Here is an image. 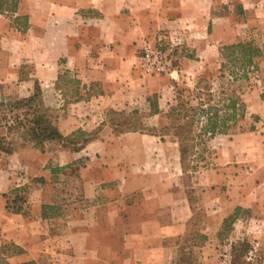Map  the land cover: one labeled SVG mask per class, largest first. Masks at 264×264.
<instances>
[{
	"label": "crops",
	"instance_id": "crops-1",
	"mask_svg": "<svg viewBox=\"0 0 264 264\" xmlns=\"http://www.w3.org/2000/svg\"><path fill=\"white\" fill-rule=\"evenodd\" d=\"M229 1L224 12L217 13L214 1L196 7L188 5L190 0H19L17 16L28 17V25L21 28L14 19L0 15V36H3L0 47L3 39L7 38L9 44L14 34L22 36H15L21 45L27 44L33 33L35 48L31 52L22 50L21 54L22 63L32 62L34 66L31 74L34 79L26 78L30 88L32 82L52 84L56 100L67 102V91L56 85L62 71L73 72L79 79L82 87L80 94L75 101L68 102L66 108L65 104H60L63 108L56 112L55 119L60 131L66 136L77 130L88 133L99 131L95 139L76 150L57 141L47 142L53 149L57 148L56 152L52 149L44 152L34 147L45 156L38 174H34L38 178L34 186L17 190L10 172L0 170V257L6 259V264H42L43 260L52 264H147L155 257L156 249L168 254L167 246H155L139 233L128 234L124 242L125 254L131 249L148 252V256L131 252L130 255H123L121 263H114L113 260L119 256L105 257L100 248L94 245L103 242V238H94L90 234L92 227H103L99 211L104 202L99 197L101 190L98 186L110 182L113 185L115 180L121 178L119 159L113 150L115 144L122 138L140 135L142 138L136 145L143 147V138H156L164 145L161 138L155 135L139 131L116 132L106 113L111 108H124L132 112L143 106L148 112L149 97L157 94L160 113L152 117L162 119L169 105L166 92L170 80H191L199 76L204 70L199 64L203 63L206 50L216 53L219 60L220 48L224 45L246 39L264 41V0H241L242 17L237 23L239 27L235 26L232 32L236 12L232 0ZM172 17L180 19L183 27L190 28L186 33V37L187 34L190 37L185 40L188 48L192 49L186 55H181V66L174 72L176 75H146L137 66L142 42L147 36L155 40L158 30ZM198 18L206 23V34L215 37L203 49L196 47L199 42ZM219 20L226 23L229 32L217 39L216 21ZM6 31L7 36L3 34ZM259 46L264 54V44L260 42ZM3 53L0 50V60ZM263 54L256 60L257 66L264 65ZM249 89L243 95L247 105L244 121L249 122V128L211 139L208 147L214 150L215 165L199 178L201 184L216 188L220 186L224 190L217 195L220 210L223 211L221 223L237 206L251 207L257 204L254 191L264 186V179L255 178L264 173V86L253 85ZM162 100L168 101L166 105ZM47 105L50 107L52 103ZM177 154V162L174 163L179 164L181 169L178 149ZM63 155L69 158L63 160ZM77 160H83L81 178L86 205L76 219L61 221L44 211L46 205L57 209L53 204L58 192L47 184H51L55 177L54 167H63ZM125 176L131 179L127 170ZM252 179L254 182L250 185ZM110 191L114 194L113 198L108 195V205L121 212L120 199L114 197L118 189ZM18 194L24 198L21 212L8 208V202ZM91 212H96L94 222L87 219ZM116 222L110 221V225L116 226ZM160 225L163 227L164 223ZM2 241L14 243L18 251L2 252Z\"/></svg>",
	"mask_w": 264,
	"mask_h": 264
},
{
	"label": "rangeland",
	"instance_id": "rangeland-1",
	"mask_svg": "<svg viewBox=\"0 0 264 264\" xmlns=\"http://www.w3.org/2000/svg\"><path fill=\"white\" fill-rule=\"evenodd\" d=\"M211 1H214L213 6L216 8L217 13L224 12L225 6L230 2L229 0H190L188 5L198 7L204 2L208 4ZM240 2L241 0H232L236 13L233 15V24L232 26L230 25L231 32L235 26L239 27L237 23L242 17ZM205 25L206 23L202 22L201 18H198L199 28L197 31L199 42L197 43V48L203 49L208 44V41L215 39L212 34H206ZM188 31H190V28L187 26L183 27L180 19L172 17L158 30L155 40L149 39L148 36L145 37L138 54L137 62V66L142 73L149 76L176 75L174 72L181 66L183 56L179 52H173L172 55L175 58H171L170 50L163 51L160 49V44L169 41L176 44L183 40L187 43V39L185 40V38L190 37L188 34L186 37ZM216 31L215 35L218 39L219 36L221 37L226 32H229V28L226 27V23L223 20H219L216 21ZM3 34L7 36L8 32L6 31ZM14 35H17V38H22L18 34ZM15 36L11 37L13 42L11 41L9 44H7V38L3 39L2 46L0 47V50L4 51L2 54L3 58L0 60V100H14L29 96L35 86L32 82L30 88V84L28 83V79H34V77H31V74L34 72L33 63H22L23 61L21 60L22 50H25L24 52H31L35 48L32 43L34 38L33 33L30 34V42L24 45H21L18 39H15ZM0 38H3V36L1 35ZM246 41L251 40L246 39ZM254 42L257 45L260 42L264 44L263 39ZM146 43L150 44L153 48H157L158 52L165 55L167 62H169L165 70H157L154 73H150L142 68L140 57ZM43 45L46 47V42ZM191 49L188 48L190 51ZM188 50H184L182 55H186ZM174 59L177 63H173ZM257 59L258 57L255 61ZM221 61L222 58L219 57L218 60L216 53L206 50L203 55V63L199 64V67L204 68L203 72L191 80L183 78L170 80L171 84L166 92L169 95V100L167 99L169 102L162 100L163 105H166L167 102L169 104L175 103L179 90L186 89L193 91L197 86L203 87L204 93H207V86H212L216 98H218L220 91L225 90L226 92L239 95L242 99L244 98L243 95L253 85L264 86V65L260 64L255 68V76L252 79L248 76V78H239L234 81L229 75L224 78L219 77ZM227 62L229 63V59ZM61 76V80L56 85L67 91L69 95L67 102H60V99L56 100L52 84L41 85L45 101L47 104L52 103L49 108L54 118L56 117L57 110L63 108L60 104H65L64 107L66 108L67 103L75 101V97L82 91L81 84L76 81L77 77L73 72L62 71ZM204 97L207 98V95H204ZM169 106H166L167 111ZM121 111L126 110L124 108H111L106 113L108 121L111 119L115 123L120 124L116 129L129 124L127 127H135L136 129L144 127L148 130L146 134H150L149 131L151 129L162 126L167 122V111L166 116L162 119L153 118L149 114L150 110L147 112L144 106L139 107V109L136 108L138 113L135 115H124ZM244 120L238 123L231 131V134L245 131L249 128V122ZM78 138L83 140L84 136ZM139 138L142 137L140 135H137V137L129 136L120 139L115 144L113 150L119 159L122 171L120 173L121 178L115 180V184H113L115 186L111 185V182L101 183L98 186V189L101 190L99 197L104 202V205L101 207L102 211H99L103 227H92L90 234L94 238L98 236L103 238V242L94 243V245L100 248L105 257L112 256L113 258L119 256L120 258L114 259L113 262L121 263L123 255H130L131 252L142 255L147 254L148 256V252L145 253L142 250L132 251L131 249L125 254L124 242L127 240L128 234L139 233V235L145 236V239H148V242L151 244L155 246L164 245L169 248L167 255L156 249L154 252L155 257H152V261H149L147 264H175L174 260L177 255L178 246L188 227H190V223L188 224V222L193 215L188 200V198H191L192 207L198 217L196 223L202 232L207 235L206 239L194 247V264H230L232 254L235 252L233 245L242 240H248L251 244V249H248L249 252H245L244 250L240 252L243 255L245 253V255L242 257V263L237 264H245L246 260L251 262V264H264V186L257 187L254 191V200L257 204L251 207L244 206L240 211L239 219L220 236L218 233L222 226L221 214L223 211L220 210L221 204L217 195L218 193L222 194L224 190L220 186L219 188H216L217 186L210 187L207 184H201L199 181L200 175H203L206 170L215 165L214 150L208 146L206 151L200 150L199 152L203 157L198 158L196 161L199 167L194 172H191L190 176L183 177L179 164L175 165L178 158V145L172 137H167L166 142H163L164 145L160 143L159 139L153 138L148 140L143 138V147L136 145ZM34 147L37 146L17 140L12 154L0 153V170L10 172L11 177L14 178L16 189L23 188V186L28 188L38 183V178L34 177V174H38L45 156L35 150ZM53 148L47 143L40 150H44L45 152L52 149V151L56 152L57 148ZM62 158L66 160L69 157L63 155ZM82 162L83 160L80 161L81 166ZM81 166H71V168L55 174L51 184H47L50 185L49 187L52 190L58 192L56 202L53 204L57 209H48V213L62 219L61 221L76 219L77 215L80 216L82 209L86 205L85 198L83 197V180L81 177H78ZM124 168L127 170L131 178L130 180H128V176H125ZM134 176H138V178ZM255 178L263 180L264 173L259 174ZM196 179L197 181L195 182ZM252 180H250V185L254 182ZM110 189H118L117 194H115L117 196L114 197L115 199H120V207L123 208L121 212L116 209L113 210L112 206L108 205L110 198L108 195L110 194L113 198L112 194H114ZM127 207L130 208L125 210ZM87 219L94 222L97 219L96 212H91ZM113 220L117 221L116 226L110 225V221ZM159 221L160 223H164L163 227ZM18 249L12 242H1L2 252L12 253L18 251ZM3 262H6V259L0 257V263ZM42 264L52 263L48 260H43Z\"/></svg>",
	"mask_w": 264,
	"mask_h": 264
},
{
	"label": "trees",
	"instance_id": "trees-1",
	"mask_svg": "<svg viewBox=\"0 0 264 264\" xmlns=\"http://www.w3.org/2000/svg\"><path fill=\"white\" fill-rule=\"evenodd\" d=\"M18 1L0 0V14L14 19L16 24L21 28L28 25V17L23 16L19 18L17 16ZM160 49L163 51L170 50L172 58L174 57L172 55L173 52H179L182 55L184 50H188V46L184 40L176 44L169 41L162 42ZM262 54L263 50L254 41H242L224 45L220 48L222 61L220 63L219 77L224 78L229 75L234 81L239 78H248L251 68H257L255 59ZM228 59L229 63L227 62ZM173 61V63H177L175 59ZM61 78L62 76H60V80ZM76 81L80 83L79 79H76ZM203 89V87L197 86L193 91L186 89L179 90L175 103L169 104L167 122L149 131L151 135L160 137L163 142H166L167 137H172L176 141L183 177L190 176V173L199 167L196 161L198 158L203 157L199 151H206L211 139L218 135L231 133L238 123L246 118L247 114V105L239 95L222 90L219 92L218 98H216L212 86L206 87L207 93H204ZM204 95H207V98ZM149 101V114L151 116L159 114L158 95L150 96ZM194 101L196 102L194 103ZM121 113L124 115H135L138 111H121ZM109 121L114 125L118 133L126 131L148 133V130L144 127H140L139 129L127 127L129 124L116 129L120 124L115 123L111 119ZM98 134L99 131L97 130L91 133L77 130L71 135H64L60 131L56 119L50 113V108L44 99L43 89L39 82L35 83L34 90L29 96L14 100H0V153L12 154L17 140L40 148L46 145L48 141H57L65 147L76 150L80 149L90 140L95 139ZM81 136H84L83 140L78 138ZM78 165L81 166L80 160L63 167L57 166L54 167L53 173L55 175L71 168V166ZM78 177H81V168ZM25 188L26 186H23V188L20 187L17 190ZM22 197L20 194L16 195L12 201L8 202V208L12 207L16 211L21 212L23 209L22 201L24 199ZM188 200L193 215L188 222V224L190 223V227H188L178 246L177 255L174 260L175 264H194V247L207 237L196 223L198 217L192 207L191 198H188ZM48 209L53 208H51V205L44 206L45 213L50 215ZM242 209L243 207L237 206L231 214L224 218L221 230L218 233L220 236L231 225L235 224L239 219ZM250 246L251 244L248 240H242L234 244L235 252L232 254L230 264L242 263V257H244L245 253L243 255L240 252L242 250L249 252ZM0 264H6V262ZM245 264H251V262L246 260Z\"/></svg>",
	"mask_w": 264,
	"mask_h": 264
},
{
	"label": "built area",
	"instance_id": "built-area-1",
	"mask_svg": "<svg viewBox=\"0 0 264 264\" xmlns=\"http://www.w3.org/2000/svg\"><path fill=\"white\" fill-rule=\"evenodd\" d=\"M141 66L142 68L150 73H154L157 70L163 71L169 62L164 54L158 52L157 48H153L150 44H145L143 47V53L141 55ZM255 68L252 67L249 71V78L252 79L255 75Z\"/></svg>",
	"mask_w": 264,
	"mask_h": 264
}]
</instances>
